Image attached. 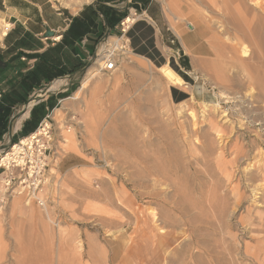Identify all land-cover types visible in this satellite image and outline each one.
Instances as JSON below:
<instances>
[{
    "label": "rangeland",
    "instance_id": "374dc122",
    "mask_svg": "<svg viewBox=\"0 0 264 264\" xmlns=\"http://www.w3.org/2000/svg\"><path fill=\"white\" fill-rule=\"evenodd\" d=\"M52 2L71 13L83 5L72 0L71 9ZM164 10L166 23L183 39L187 74L176 61L162 58L153 63L129 54L111 74L90 60L76 92L52 115L55 156L45 210L26 206L19 197L0 205V264H264V190L258 188L264 181L257 169H264V110L250 101L253 90H239L240 100L232 87L217 85L205 63L231 62L225 48L235 46L249 50L244 59L252 65L264 43L246 40L238 46L243 34L231 27L227 14H237L251 30L258 28L264 0H174L164 3ZM164 65L185 84L167 83ZM233 70L230 75H240ZM50 87L33 100L52 92ZM207 117L226 132L220 137L210 129L206 146L212 140L215 146L211 143L209 150L224 141L246 152L228 169L238 194L212 171L216 150L203 151L213 155L203 161L202 149L189 145L202 141ZM171 144H178L181 168L171 157L173 150L164 151ZM157 163L165 170L148 176L145 170ZM250 175L254 180H248ZM201 193L209 194L211 203L199 201Z\"/></svg>",
    "mask_w": 264,
    "mask_h": 264
},
{
    "label": "crops",
    "instance_id": "0c3cea01",
    "mask_svg": "<svg viewBox=\"0 0 264 264\" xmlns=\"http://www.w3.org/2000/svg\"><path fill=\"white\" fill-rule=\"evenodd\" d=\"M173 1L92 0L71 13L52 0H0V147L35 132L76 92L100 42L121 37L127 17L134 19L124 35L133 56L153 63L176 61L187 74L183 39L165 21L164 3ZM47 31L53 36L45 37ZM54 83L56 90L33 100Z\"/></svg>",
    "mask_w": 264,
    "mask_h": 264
},
{
    "label": "bare ground",
    "instance_id": "6f19581e",
    "mask_svg": "<svg viewBox=\"0 0 264 264\" xmlns=\"http://www.w3.org/2000/svg\"><path fill=\"white\" fill-rule=\"evenodd\" d=\"M59 2H61L65 7L67 8H73V4H72V0H57ZM81 3H89L92 0H80ZM78 3V2H77ZM75 4V3H74ZM80 4V3H79ZM78 7V6H77ZM227 18L230 23V25H232L231 27H234L235 31L241 32L243 34L241 39H238V46L240 44H242L244 41L246 40H252V42H255L256 46H261L263 40H264V21L262 20V18L260 17L258 19L259 22V27L258 28H253L252 30L249 29L248 27H246L245 22L239 17H237V14H227ZM226 18V19H227ZM234 31V30H233ZM247 31V32H245ZM237 32V33H238ZM4 34V33H3ZM239 35V34H238ZM240 36V35H239ZM248 36V39H247ZM232 37V36H231ZM234 38V37H232ZM236 38V37H235ZM250 38V39H249ZM256 38V39H255ZM56 40V38H55ZM231 41V39H229ZM234 40V39H233ZM236 42L235 40L233 41V43ZM250 42V41H249ZM248 42V43H249ZM261 42V43H260ZM230 43V42H229ZM232 43V44H233ZM237 43V42H236ZM250 44V43H249ZM231 45V44H229ZM245 48V47H242ZM254 48V47H252ZM260 48V47H257ZM228 53L230 54V58L232 59L231 62H226V63H215V62H205L208 65L211 66V70L215 73V77H217V85H222L221 87L226 88V86H228V90H231L232 87V91L233 93L235 92L236 99H240L242 100V96H240V91L239 90H243L244 88L247 90L250 89L253 90L251 91L249 94V96H251V102L254 103L255 105H258L261 107V111L262 109L264 110V49H260V50H256L257 51V55H253V53H251L253 55V61L252 65L250 64L251 62H248L247 60H245L247 57V53H249L248 51L242 52V50L240 48H237L235 46H229L228 48H225ZM237 49H240L239 51L241 52V55L243 54V58L238 57L239 55H237V52L239 53V51ZM245 50V49H244ZM252 50V49H251ZM255 51V50H254ZM240 54V53H239ZM240 55V56H241ZM249 56V55H248ZM246 57V58H245ZM245 58V59H244ZM252 59V58H251ZM195 61V60H194ZM98 63V62H97ZM237 63V66H236ZM236 68H238V71L240 72V75H230L229 73L232 72L233 69L236 70ZM229 69L230 72L228 71ZM234 71V70H233ZM237 71V70H236ZM228 74H227V73ZM161 73L163 78L165 79V81L167 83H170L171 85L174 86H183L185 84V82L180 78V76L168 65H165L162 67L161 69ZM236 73V72H235ZM57 82V81H56ZM58 87L57 83H54L51 87H50V91L56 90ZM186 87V86H185ZM84 88V87H83ZM239 91V92H238ZM40 95V94H39ZM44 95V94H43ZM47 95V94H46ZM47 97V96H46ZM226 99H230L225 97ZM33 101L29 103V105L26 107L27 110L32 106ZM253 104V105H254ZM256 107V106H255ZM22 109V108H21ZM30 110V109H29ZM229 110V109H228ZM19 111V110H18ZM260 111V110H259ZM258 111V112H259ZM28 112V111H27ZM264 112V111H263ZM254 113V112H253ZM257 113V112H256ZM260 113V112H259ZM17 114V113H16ZM263 114V113H262ZM23 115V114H22ZM258 115V114H256ZM261 115V114H260ZM17 116V115H16ZM249 116V115H248ZM263 116V115H262ZM27 117V116H26ZM221 117L225 118L227 121V112H221ZM18 118V117H17ZM262 118V117H261ZM260 118V119H261ZM19 119V118H18ZM221 119V118H220ZM258 119V118H257ZM140 120V118H139ZM206 121H208L207 126H209V130L205 131L203 133V135L200 137L202 141H194V142H190L189 145L192 147L195 146V148H199L202 152H206V153H213V149L214 151L216 150L217 154L215 157V161H214V168L213 170L209 167V169H211L213 172H215V170H217L218 174L221 177H224L226 179V184L227 186L230 188V191H234L235 193H239V187L236 186L235 184L232 186V180L235 179L234 177V173L231 174L228 172V169L230 167H234L238 165V161L242 158V157H246V152L243 150V148L238 145L237 143H235L232 147L228 148V144L225 143L224 141H220L219 144L217 145L216 148H212V151L209 150L208 148L211 147V143H212V147H214L215 143L212 140V137L210 140H212V142L210 141V145L206 146V139H208L207 137L210 136L211 134V130L213 132H215V134L221 136L226 135V132L223 129H219V126L214 123L213 121H211L210 117L205 118ZM262 120V119H261ZM19 121V120H18ZM225 121V120H224ZM225 121V122H226ZM254 121V120H252ZM264 121V120H263ZM21 123V121H20ZM17 124V123H16ZM180 129H184L185 127L180 125ZM221 128V127H220ZM242 128V127H241ZM200 129V128H198ZM211 129V130H210ZM185 130V129H184ZM193 134L197 131L196 130V121L193 120L192 123V128H191ZM182 131V130H181ZM104 132L101 134L102 136H104ZM170 134V133H169ZM184 134V133H183ZM186 134V133H185ZM229 134L232 135V130L229 131ZM186 138V136H184ZM183 137V138H184ZM226 137V136H225ZM164 138V137H163ZM229 138V137H228ZM168 139V138H167ZM174 139V138H173ZM204 140V141H203ZM203 142L205 144H203ZM8 143V142H7ZM178 144H171L167 149H164L165 153L167 154L169 151L171 152V150H173V152L171 153V157L173 159V157H175V161L178 162V167L181 168L182 164L180 163V158H179V148L177 147ZM174 152L177 155H173ZM203 152V153H204ZM215 152V153H216ZM214 154V153H213ZM212 154H208V155H204L202 156L203 161H206L205 159L208 156H211ZM226 155L227 156H231V158L228 160L226 159ZM213 156V155H212ZM210 158V157H209ZM145 157L141 162L145 161ZM208 159V158H207ZM213 159V158H212ZM213 161V160H212ZM205 163V162H204ZM208 163V162H207ZM206 163V164H207ZM258 165V164H257ZM208 166V164H207ZM254 167V166H253ZM215 169V170H214ZM257 169H259V173H260V177L261 179L264 181V169L262 167H257ZM165 170V166L161 165V163H157L155 167L153 168H148L147 170H145V173L148 176H157V174L162 173ZM245 171V170H244ZM258 172V171H257ZM248 178V177H247ZM254 180V176L250 175L248 180ZM259 184V183H258ZM239 185V184H238ZM182 186V185H181ZM185 186V185H184ZM187 187V186H186ZM252 187H256V185H252ZM262 187V188H261ZM181 188V187H180ZM258 188L263 189L264 190V183L261 184V186H258ZM188 189V188H187ZM257 189V188H256ZM183 190H185V188H183ZM183 190H177V191H181L183 193ZM193 190V189H192ZM187 191V190H186ZM233 193V192H232ZM176 194H181L179 192H176ZM264 194V192H263ZM201 198L199 201L203 202L204 204H209L211 203V197H209V194H202L201 193ZM184 197V196H183ZM182 198V197H181ZM186 199V197H184ZM183 199V198H182ZM190 200H194L192 198H190ZM182 201V200H181ZM185 202V201H184ZM183 202V203H184ZM241 202V199L239 201L236 202L237 206L239 205V203ZM180 203V202H179ZM193 203H196L195 201H193ZM198 203V202H197ZM188 204V202L186 203ZM192 203H189V205ZM200 204V203H199ZM198 204V205H199ZM193 206V205H192ZM197 206V205H196ZM195 206V207H196ZM202 206V205H201ZM194 207V208H195ZM183 215L187 216L188 214H186V212L183 211ZM182 215V216H183ZM202 222V221H201ZM168 237V236H167ZM166 237V238H167Z\"/></svg>",
    "mask_w": 264,
    "mask_h": 264
},
{
    "label": "built area",
    "instance_id": "2783aa9c",
    "mask_svg": "<svg viewBox=\"0 0 264 264\" xmlns=\"http://www.w3.org/2000/svg\"><path fill=\"white\" fill-rule=\"evenodd\" d=\"M133 22L134 19L125 18L121 22V37H106L100 42L94 57L98 61L100 72H115L122 61L131 54L124 35ZM66 132H69V129ZM55 139L53 118L47 116L35 132L1 151L0 205H4L10 198L19 197L26 206L34 205L45 210L49 202V167L55 156Z\"/></svg>",
    "mask_w": 264,
    "mask_h": 264
},
{
    "label": "water",
    "instance_id": "95a60500",
    "mask_svg": "<svg viewBox=\"0 0 264 264\" xmlns=\"http://www.w3.org/2000/svg\"><path fill=\"white\" fill-rule=\"evenodd\" d=\"M52 36H53V33L52 32H50V31H47L46 32L45 37H52Z\"/></svg>",
    "mask_w": 264,
    "mask_h": 264
}]
</instances>
